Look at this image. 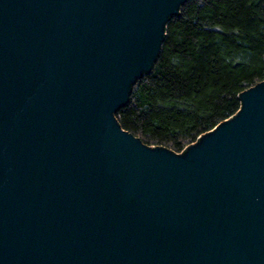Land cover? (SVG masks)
Returning <instances> with one entry per match:
<instances>
[{"label": "water", "instance_id": "95a60500", "mask_svg": "<svg viewBox=\"0 0 264 264\" xmlns=\"http://www.w3.org/2000/svg\"><path fill=\"white\" fill-rule=\"evenodd\" d=\"M188 0H0V264H264V81L183 153L116 119Z\"/></svg>", "mask_w": 264, "mask_h": 264}, {"label": "trees", "instance_id": "16d2710c", "mask_svg": "<svg viewBox=\"0 0 264 264\" xmlns=\"http://www.w3.org/2000/svg\"><path fill=\"white\" fill-rule=\"evenodd\" d=\"M262 81L264 0H188L115 117L146 146L181 154L235 116L238 96Z\"/></svg>", "mask_w": 264, "mask_h": 264}]
</instances>
